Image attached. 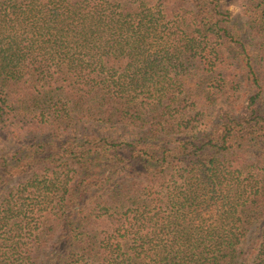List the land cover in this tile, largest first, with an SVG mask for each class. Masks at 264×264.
<instances>
[{"label":"trees","instance_id":"1","mask_svg":"<svg viewBox=\"0 0 264 264\" xmlns=\"http://www.w3.org/2000/svg\"><path fill=\"white\" fill-rule=\"evenodd\" d=\"M241 2L0 0V264H264V0Z\"/></svg>","mask_w":264,"mask_h":264},{"label":"rangeland","instance_id":"2","mask_svg":"<svg viewBox=\"0 0 264 264\" xmlns=\"http://www.w3.org/2000/svg\"><path fill=\"white\" fill-rule=\"evenodd\" d=\"M224 3H227L231 13H232V18L234 20V22L238 25H241L243 23H245V18L242 15V2L241 0H222ZM222 106L219 104H214L213 106H211L207 113L211 114V116L213 117H217L218 115H220L222 113ZM85 127V128H84ZM84 129H92L98 133H100L101 135H117L120 136V138L126 139L128 136L131 135H136L139 131H147V129L152 128V127H142L143 129L141 130L140 128L137 127H127L124 125H118L115 127H104V125L101 124H86L80 126V130ZM155 127H153L154 129ZM158 128V127H156ZM15 139L13 138V136L9 133H3L0 132V154L5 151L7 149V151L11 150L12 148L15 147V143H14ZM43 264V263H42Z\"/></svg>","mask_w":264,"mask_h":264}]
</instances>
